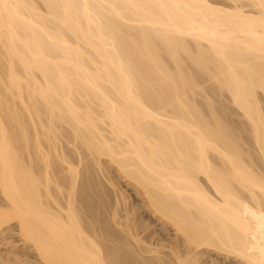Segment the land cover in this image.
<instances>
[{"label":"bare ground","instance_id":"1","mask_svg":"<svg viewBox=\"0 0 264 264\" xmlns=\"http://www.w3.org/2000/svg\"><path fill=\"white\" fill-rule=\"evenodd\" d=\"M40 1L0 0V244L35 253L0 264H264V0ZM104 159L170 254L109 201Z\"/></svg>","mask_w":264,"mask_h":264},{"label":"rangeland","instance_id":"2","mask_svg":"<svg viewBox=\"0 0 264 264\" xmlns=\"http://www.w3.org/2000/svg\"><path fill=\"white\" fill-rule=\"evenodd\" d=\"M212 1L226 2V0ZM36 3L40 7V9L45 12L44 3L40 0H36ZM207 85V83L204 84V86ZM211 95L215 100V105L217 106V108L223 111V113L226 115V119L228 118V122L231 120V122H237L238 124H240V121H242V119L233 114L231 110L224 107L226 103H229L227 97L228 95L223 94L222 96H219L212 93ZM200 99L201 98H199V100ZM224 110L227 111V114ZM240 136L246 140L248 138V132L244 131L242 134H240ZM240 143L244 148L249 149L248 147L243 145L241 140ZM101 168L103 169V172L101 173V171H99L100 178L105 184L106 189L109 191L111 197L109 201H111L112 199L113 203H115L117 194H122L123 198H121L117 205L118 210L124 213L125 209L129 205L135 206L134 208L136 210H139V216L141 217L142 222L146 226H148L149 232L153 231L156 233L153 237L154 239H157L159 241L154 244L153 247L160 254H170L172 248H174L178 240V236L176 235L175 231L169 226H165L164 224H162V222L159 221L156 216L152 215V213H150L146 208L143 207L144 201L141 193L134 186L135 184L131 183L126 178H123L118 173L115 165H111L108 160L104 159L102 161ZM107 179H111V182L115 184L114 188L110 186V183ZM1 202L2 200L0 197V203ZM131 212L132 215L135 214V211ZM14 250L18 251L21 256L23 255V259H27L29 257L31 258V260H33V258L35 257V253L31 251V249H28L22 245L16 230L11 227L5 230V234L2 237V242L0 244V255L2 257L11 256L10 251ZM198 259L200 261V264H244L240 259H235L232 256H226L217 251L207 249H204L200 252Z\"/></svg>","mask_w":264,"mask_h":264}]
</instances>
